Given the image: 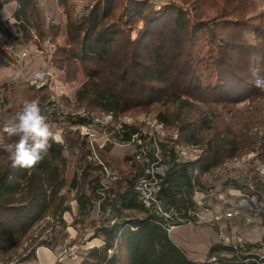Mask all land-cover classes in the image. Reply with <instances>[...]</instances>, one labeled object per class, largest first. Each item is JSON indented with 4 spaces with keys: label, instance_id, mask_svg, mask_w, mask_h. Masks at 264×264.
<instances>
[{
    "label": "trees",
    "instance_id": "trees-1",
    "mask_svg": "<svg viewBox=\"0 0 264 264\" xmlns=\"http://www.w3.org/2000/svg\"><path fill=\"white\" fill-rule=\"evenodd\" d=\"M14 3V23L0 20V65L13 60L7 50L12 29L36 44L48 41L51 67L63 83L77 85L75 103L88 118L65 113L69 100L51 99L47 87L0 103V118L8 120L25 101L37 100L50 130L61 128L63 139L51 141L36 167L23 169L12 167L5 147L18 138L2 133L0 258L20 249L47 218L61 221L75 201L77 236L89 230L85 241L100 242L81 252L77 264H264L261 244L213 243L205 260H191L169 234L171 226L196 223L194 196L204 191L203 178L250 145L223 113L264 101L253 76L258 70L264 77V10L249 0H0V11ZM51 5L62 9L63 25L49 20ZM96 113L116 123L127 114L151 113L176 138L146 136L122 123L109 130L112 140L138 141L147 162L133 156L113 161L107 147L93 149L66 129L91 125ZM178 148L199 153L184 160ZM119 163L120 178L105 184L104 165ZM153 164L163 176L156 177L159 189L146 206L135 187Z\"/></svg>",
    "mask_w": 264,
    "mask_h": 264
},
{
    "label": "rangeland",
    "instance_id": "rangeland-1",
    "mask_svg": "<svg viewBox=\"0 0 264 264\" xmlns=\"http://www.w3.org/2000/svg\"><path fill=\"white\" fill-rule=\"evenodd\" d=\"M150 1L161 3V0ZM249 1H252L258 10H264V0ZM82 7L83 4L79 2L77 10L81 11ZM16 9L15 3L4 6L0 11V20L12 25ZM50 11L49 20L58 25L65 23L66 18L61 8L51 5ZM12 31L14 39L9 41L10 46L7 50L13 60L6 66L0 65V103L5 99L12 100L20 96L28 88L38 90L47 87L52 92L51 99L61 102L65 97L69 100L65 113L88 118L87 113L75 103L77 85L70 86L63 83L62 75L55 72L50 65L53 46L48 41L36 44L33 40H25L22 32L15 33L13 29ZM63 40V37L59 39V43ZM36 72H43L45 75L42 80L34 82ZM25 96L26 93H23V97ZM223 114L234 129L240 130V134L249 140L250 145L246 152L203 178L204 191L197 192L194 196L197 213L203 220L170 227V239L191 260H205L208 248L213 243L261 244L264 253V101L254 104L240 103ZM89 118L92 121L89 126H66V129L86 137L93 149L104 151L107 147L113 161L120 162L126 157L133 156L136 162L143 163V159L146 158L138 141L118 144L112 140L109 130L116 129L122 123L138 126L146 136H157L161 140L171 135L172 139L176 138V135L171 134V131L158 123L151 113L127 114L121 117L118 123L114 122L110 115L96 113ZM6 121L5 116L0 118V141ZM52 132L58 137L53 141L63 143L62 129L53 127ZM178 152L184 160H194L199 153L197 149L192 148H178ZM120 164L116 166L112 164L113 168L103 164L105 184L111 182L107 177H113L114 180L120 178L121 173L117 168ZM162 169L155 164L149 165L148 168L150 174L155 176ZM239 205L242 211L238 215L232 218L225 217L227 212L236 209ZM255 207H258L259 211L254 216L249 209L255 211ZM76 214L77 205L75 201H70V212L64 213L61 218L67 227L64 228L58 219L47 218L33 229L20 249L8 258H0V264H37L36 251L40 247L51 251L60 264H77L81 252L98 246V240L85 241L91 235L89 230L83 231L81 239L77 236V231L71 226ZM213 216H218L220 219L211 220ZM32 252L33 262L25 261Z\"/></svg>",
    "mask_w": 264,
    "mask_h": 264
},
{
    "label": "clouds",
    "instance_id": "clouds-1",
    "mask_svg": "<svg viewBox=\"0 0 264 264\" xmlns=\"http://www.w3.org/2000/svg\"><path fill=\"white\" fill-rule=\"evenodd\" d=\"M43 72H36L34 82L44 78ZM255 87L264 88V77L258 70L253 71ZM3 132L11 140L18 139L5 145L11 153L12 167L33 169L49 152L51 141L58 137L53 135L37 100L25 101L21 110L8 119L3 125Z\"/></svg>",
    "mask_w": 264,
    "mask_h": 264
},
{
    "label": "built area",
    "instance_id": "built-area-1",
    "mask_svg": "<svg viewBox=\"0 0 264 264\" xmlns=\"http://www.w3.org/2000/svg\"><path fill=\"white\" fill-rule=\"evenodd\" d=\"M143 160L145 162H147L146 159H143ZM88 161L91 162V157H88ZM161 171H159V173H157L156 176H155L154 174L152 175V173L150 174V171L147 169L146 170V175L149 176V177L142 178L139 181V183L136 185V187H135V191L140 194V198H141L142 202L146 206L150 205V201L152 200L153 195L155 193H157V191L159 189V187H158V179L156 177L157 176H160V177L163 176V171L162 172ZM107 179L108 180H114L113 177H107ZM249 210H250V213H252L255 216V215H257V211H259V208L255 207V211L252 208H250ZM240 211H242L241 210V205L236 207V209L227 212L225 214V217L226 218H232L233 216L238 215V213ZM194 216H195L196 223L198 221H200V220H203V218L200 219L199 214L197 212L194 214ZM219 219L220 218L218 216H213V219H211V220L218 221ZM239 244H241V243H239ZM235 245H237V244H235Z\"/></svg>",
    "mask_w": 264,
    "mask_h": 264
},
{
    "label": "crops",
    "instance_id": "crops-1",
    "mask_svg": "<svg viewBox=\"0 0 264 264\" xmlns=\"http://www.w3.org/2000/svg\"><path fill=\"white\" fill-rule=\"evenodd\" d=\"M97 242H98L97 245H99L100 242L99 241ZM36 255H37V264H53L56 261L53 253L44 247L38 248L36 251Z\"/></svg>",
    "mask_w": 264,
    "mask_h": 264
}]
</instances>
